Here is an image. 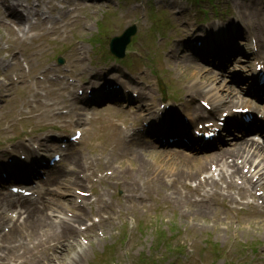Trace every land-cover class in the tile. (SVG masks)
I'll return each instance as SVG.
<instances>
[{"label":"rangeland","instance_id":"rangeland-1","mask_svg":"<svg viewBox=\"0 0 264 264\" xmlns=\"http://www.w3.org/2000/svg\"><path fill=\"white\" fill-rule=\"evenodd\" d=\"M226 5L225 11L231 12L234 15L236 21L233 22L234 25H241V20H239L240 10L243 7L251 6L249 1L246 0V5L242 8H237V4L241 0H225ZM129 3L127 5H122L121 7L125 9H131L132 14L139 15L137 32V41L134 43V49L131 50L129 54V61L135 59H143L144 55H152L155 51L159 53L163 52L166 48L164 43L165 31L161 33L158 31H149L145 27L143 17L141 16V7L138 5L134 8V4ZM138 4V3H137ZM101 13V12H100ZM100 13H93L97 17L102 16ZM236 13V15L234 14ZM119 16L115 14L108 18L106 23H110ZM129 15H123L127 18ZM95 17V18H97ZM136 17L134 18V20ZM134 23L133 20L125 19V22ZM102 28V27H101ZM113 29L114 27H109ZM3 34H9L7 29H3ZM95 32V31H93ZM252 35H255L251 31ZM151 37V39H150ZM154 39V40H153ZM10 43V42H9ZM4 45V44H3ZM149 47V52L146 47ZM171 45L168 44V48ZM170 52H168L169 55ZM169 58V56H168ZM252 63V62H251ZM52 64L58 66L52 58ZM92 64L89 62V65ZM72 69L73 65L70 64ZM196 71V70H194ZM198 79H204L208 76L206 73H202L198 70ZM142 85V84H141ZM217 87L224 89V83L221 81ZM143 87V86H142ZM203 85L200 84L198 89L200 90L198 95H192L196 100H199L202 95ZM180 95L185 96L184 92H179ZM177 93V95H179ZM4 138L0 136L2 141ZM94 161L92 158H85L84 165L80 169H75V175L79 180L83 182H94L95 178L91 175L90 167L88 166L90 162ZM115 167L111 170L112 174H107L105 176V181L95 182V186L104 193V198L113 199L115 203L118 197L119 189L122 193H133V196L140 197L142 195V189L140 185V179L134 178V173L132 172L129 164H113ZM127 168L126 171H122V168ZM70 170V169H69ZM144 190H147L145 187ZM149 192L152 193L151 198H145L144 206L139 210L134 209L132 211H127L129 204L122 206H114V210H109L106 212V216L115 214L116 217L120 219L116 223V227H109L102 223L95 224L94 226H89L87 229H82L81 236L85 240L83 243L88 248L87 254L79 262L80 264H220L224 262V258L232 263L237 264H264V260H259V253L251 252L250 249L243 251V243L255 244L256 242H261V249H264V241L260 237L249 236L245 233L237 232V227L232 225L231 227L226 226V223L214 222L212 218L210 220L197 219L196 226L193 225L192 230L197 233H193L190 230H184L186 227L182 221V217L179 211H176V205L170 206V201L162 202L159 199V194L155 191L154 187H150ZM123 210V211H122ZM61 214V213H60ZM59 214V216H61ZM87 217L83 221L82 227L86 226L92 222L91 216H98V214H86ZM105 217V216H104ZM55 222L58 221V217L53 216ZM122 221H125L124 223ZM236 224L237 223H233ZM126 225L129 228H126ZM186 229H188L186 227ZM215 229L219 230V233H215ZM231 229V230H230ZM31 236L36 240V247L31 248L33 251H37L36 262L39 258L43 257L46 252L48 259L45 260L44 264H71L72 257L76 256L79 250V244H75L73 248H68L69 246L60 249L59 251L51 249L49 247L42 245L43 242L37 239L34 233H30ZM88 234L90 237H86ZM118 236L116 237V235ZM124 236L125 240L121 241ZM86 237V238H85ZM235 247L238 253H227L223 255L222 251L224 248ZM48 250V251H46ZM45 251V252H44ZM60 252L59 255L55 256L53 253ZM219 258V260H218ZM25 264H31L30 261L26 260Z\"/></svg>","mask_w":264,"mask_h":264},{"label":"bare ground","instance_id":"bare-ground-1","mask_svg":"<svg viewBox=\"0 0 264 264\" xmlns=\"http://www.w3.org/2000/svg\"><path fill=\"white\" fill-rule=\"evenodd\" d=\"M42 1V0H39ZM54 1V0H52ZM64 1V0H62ZM85 2L88 0H84ZM3 2V6H5L9 11L13 12L16 14L17 18L19 19V21L23 24L28 23V20L26 17L23 16L22 14V9L25 8V6H23V0H2ZM43 5H46V2L43 0L42 2ZM51 6V5H50ZM35 10V14L38 15L40 14V9H34ZM255 13V14H253ZM250 11L248 12V14L246 15H242L240 17V19H242V22L245 23L246 27H259L258 29H255L253 32L257 39V47L259 48V50H261V52L264 54V15L261 14V12L258 11ZM67 13H61L58 17H56L55 19L53 18V21H56V23L58 22L57 20H61L62 18L66 17ZM49 17H46L44 20H49ZM49 23V21H48ZM32 26L29 25V28H31ZM48 32H62V26L58 25L52 28H49ZM34 52H30L29 53V57L33 56ZM84 60V57H82L81 54H79V57H77V61L78 62H82ZM0 64H5L4 61L0 60ZM69 73V72H67ZM89 73H91V70L89 71ZM55 76H59L57 74V70L55 69L54 72ZM61 77H66V75H61ZM2 86V83L0 82V88ZM211 98V97H210ZM212 100V98H211ZM213 101V100H212ZM228 155V154H227ZM231 157L232 156H236L239 159H243V161H245L247 164L251 165V173L252 175L250 177H247L245 175V177L247 178V182L250 183V186L252 188H255L257 186H260L264 189V159H261L260 161H257V159H255V156L260 157L261 154L256 153L255 149L248 144H243L241 143L238 147H236L233 150V153H230ZM238 164H235L233 166V173L230 176L231 180L230 182H227L226 185V190H227V197L231 199L232 202L237 203L238 200L234 197V195L232 194L231 190L232 189H237V191L242 194V195H247L246 190H244L242 187H238L234 181V177L237 175L243 176L242 172L239 170L238 168ZM253 177H256L257 179L254 181ZM213 187L215 188V190L212 193L213 197L216 196H220L221 194V190L222 187H220L218 185V183L214 182L213 183ZM210 203L207 204V206H209ZM251 205L258 209L259 206L253 201L251 202ZM134 208H138L135 204L133 205ZM203 211H196L194 213V216L196 218H203V217H208L210 215H213L216 218H219L220 216V211L218 209L215 210H211L208 207H205V209H202ZM264 221V220H263ZM48 221L44 216H40L39 219L36 222H32L30 224V228L32 230L35 229V227L37 226H41L44 224H47ZM111 223H114L113 221ZM77 234V231L74 230L73 228H71L69 225L67 224H63L62 225V230L61 232L55 237L53 242H57L59 245L67 242L69 239H74L75 236ZM36 235L40 236L39 232H36ZM82 253L79 254L77 256L76 259H73L72 263L73 264H80L79 262L82 260V258L85 256V251L84 248L81 247ZM45 263V262H43Z\"/></svg>","mask_w":264,"mask_h":264}]
</instances>
